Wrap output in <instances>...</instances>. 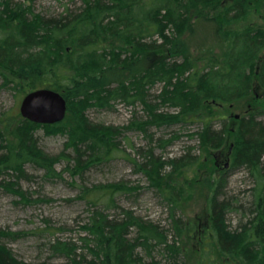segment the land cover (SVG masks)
<instances>
[{
  "label": "trees",
  "instance_id": "1",
  "mask_svg": "<svg viewBox=\"0 0 264 264\" xmlns=\"http://www.w3.org/2000/svg\"><path fill=\"white\" fill-rule=\"evenodd\" d=\"M254 1L264 3L85 0L77 13L46 18L31 7L0 0V71L24 80L35 77L37 88L57 91L67 102L65 119L54 125L21 118L11 130L10 123L0 120V178H4L0 188L5 189V177L16 178L7 184L8 191L24 197L19 181L28 178L27 165L45 171L49 178L62 177L53 168L54 161L38 152L36 133L41 129L66 137L65 150L73 154L66 161L75 162L66 171L82 175L119 150L121 135L118 129L88 121L87 111L108 110L119 101L140 103L145 119L132 125L150 143H155L152 128L188 123L200 125L194 137L204 152L220 151L232 139L231 170H247L257 187L249 204L241 208L242 220L233 231L226 216L236 210L223 199V179L210 182L208 240L203 243L208 245L207 257L200 264H264V124L259 120L264 116V99L256 96L264 91V29L252 26ZM210 36L214 41L210 63L201 68L204 59L197 55L198 46L192 49L190 44L206 46L203 43ZM158 84L161 89L152 101L149 89ZM246 100L252 101L255 111L240 117L225 115V106ZM163 107L177 109L176 115L159 113ZM158 143L165 147L161 144L170 141ZM141 156L142 162L135 161V166L166 194L170 227L160 228L129 213L111 219L107 207L111 208L118 193L127 191L124 183L82 187L81 198L96 208L83 227V245L92 259L79 254L76 245L59 241L51 244L55 256L67 258L66 264H187L183 238L191 229L177 215L183 188L173 176L183 177L198 159L163 160L152 148ZM170 167L173 172L167 181L164 173ZM132 230L134 238H130ZM3 236L5 232L0 231ZM0 264L25 263L14 259L0 243Z\"/></svg>",
  "mask_w": 264,
  "mask_h": 264
},
{
  "label": "rangeland",
  "instance_id": "2",
  "mask_svg": "<svg viewBox=\"0 0 264 264\" xmlns=\"http://www.w3.org/2000/svg\"><path fill=\"white\" fill-rule=\"evenodd\" d=\"M84 1L13 0L24 7L33 8L34 13L46 18L77 13L83 8ZM253 6L255 14L252 26L264 29V3L254 1ZM202 31L203 34H207L203 29ZM196 37L199 39L202 37L200 29H197ZM212 39V36L208 37V43H203L206 46L190 44L192 49L198 46L197 55L204 59L200 60L201 68L210 63L208 60L212 55L210 49L214 48ZM216 53L219 54V49H216ZM37 82L38 79L35 77L24 80L23 76L18 77L0 71V120H4L5 124L10 123L11 130L18 126L22 118L20 106L24 97L40 90L35 86ZM160 89V84L149 89L152 101ZM256 93L258 99H264V91ZM248 102L249 100H246L244 103L225 106V115L240 117L245 112L255 111L252 108V101ZM112 105L113 107L108 110L91 109L87 111L86 116L93 124L120 130L121 135L117 138L119 150L115 154L110 157L106 155L103 161L84 170L82 175L74 176L70 171H66L69 165L72 168L75 165L73 161L71 163L66 161L68 156H73L71 150H65L66 137L55 134L53 130L41 129L36 133L38 152L47 161H54L53 168L58 174L62 173V177L49 178L45 171L27 165L28 178L19 181V188L25 193L24 197L8 191L7 184L14 183L17 179L5 177V189L0 188V231L5 232V237H0V243L17 261L25 264H66L67 258L55 256L51 250V244L56 241L70 246L76 245L79 254L87 256L89 260L92 259L83 245V238L86 236L83 227L96 208L81 198L82 187L94 189L98 186L124 183L127 191L118 193L111 208L107 207L109 209L106 210V214L111 219H122L125 213H129L134 218L168 229L170 210L166 194L162 189L151 185L135 166V161L141 163V155L150 148L163 160L198 159L183 177L173 176V180L178 182L184 191L181 192V197L179 196L181 204L177 215L191 229L183 238L187 264H200L202 258L207 257L204 250L208 245L203 243L208 240L205 231L209 227L207 201L212 180L223 179V199L225 197L237 211L227 213V224L230 230L237 229L242 220L241 208L252 200L257 184L247 170H231L230 156L234 147L232 139L220 151L204 152L194 137L200 125L188 123L152 128L150 133L154 135L155 143H150L149 139L132 125L137 120L145 119L143 106L140 103L129 105L121 101ZM176 112L177 109L163 107L159 113L176 115ZM259 120L264 124V116ZM72 124L76 125L77 120L74 119ZM161 139L170 143H162L161 145L166 146L161 147L158 143ZM60 156L62 161L55 163ZM172 172L173 168L170 167L164 173L167 181L170 180L169 175ZM3 179L0 178V182ZM130 232V238L136 237L135 230ZM212 259H215L214 255Z\"/></svg>",
  "mask_w": 264,
  "mask_h": 264
},
{
  "label": "water",
  "instance_id": "3",
  "mask_svg": "<svg viewBox=\"0 0 264 264\" xmlns=\"http://www.w3.org/2000/svg\"><path fill=\"white\" fill-rule=\"evenodd\" d=\"M23 119L40 125L62 122L67 114V102L57 91L43 88L29 93L21 102Z\"/></svg>",
  "mask_w": 264,
  "mask_h": 264
},
{
  "label": "bare ground",
  "instance_id": "4",
  "mask_svg": "<svg viewBox=\"0 0 264 264\" xmlns=\"http://www.w3.org/2000/svg\"><path fill=\"white\" fill-rule=\"evenodd\" d=\"M103 156V155H102Z\"/></svg>",
  "mask_w": 264,
  "mask_h": 264
}]
</instances>
